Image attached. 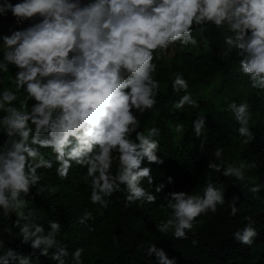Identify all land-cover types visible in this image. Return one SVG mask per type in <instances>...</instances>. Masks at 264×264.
<instances>
[{
    "label": "clouds",
    "instance_id": "1",
    "mask_svg": "<svg viewBox=\"0 0 264 264\" xmlns=\"http://www.w3.org/2000/svg\"><path fill=\"white\" fill-rule=\"evenodd\" d=\"M9 13L15 25L0 33V73L9 72L10 66L15 72L9 77L12 87L0 90V132L7 138L0 145V217L16 219L11 227L0 228L8 237L7 242L0 238V264H33V257L37 264L39 256L55 264H68L71 256V264H83L84 248L70 253L58 239L61 223L49 220L46 228L29 208L31 189L37 195L46 190L39 169L55 165L56 175L67 180L73 165L85 167L82 179L90 189L89 202L104 210L115 193H123L125 207L156 203L165 185H154L150 165L164 163L157 155L162 130L153 126L141 131L140 117L157 105L162 82L156 75L164 67L157 61L164 60V53L174 52L177 45L181 51L198 47L197 35L203 37L209 26L223 29L218 55L239 56L248 89L264 91V0H3L0 17ZM169 80L174 93H184L174 101V112L200 108L203 94L194 98L181 73L170 74ZM248 89L242 86L241 91ZM227 110L239 124L241 145L251 144L250 104L233 100ZM191 127L203 152L207 141L202 111L195 113ZM170 130L182 134L185 124L175 122ZM42 150L52 155L46 158ZM212 155L210 171L247 180L254 199L264 190L254 176H246L257 167L255 162H227L222 147ZM239 199L234 195L227 201L230 216H236ZM225 203L223 186L210 179L197 191L168 192L159 205L166 216L156 224L157 232L187 240L203 224L198 218L215 215ZM93 219L85 211L80 222ZM243 220L247 223L232 237L251 247L259 233L250 216ZM14 239L33 251L24 254L9 247ZM191 243L196 246L198 241ZM145 251L150 257L155 254L160 264H174L155 243L148 242Z\"/></svg>",
    "mask_w": 264,
    "mask_h": 264
},
{
    "label": "trees",
    "instance_id": "2",
    "mask_svg": "<svg viewBox=\"0 0 264 264\" xmlns=\"http://www.w3.org/2000/svg\"><path fill=\"white\" fill-rule=\"evenodd\" d=\"M3 0H0L2 3ZM19 0H11L15 4ZM11 13L7 17H0V33L8 28L7 20L12 19ZM199 30L194 31V35ZM223 29L209 26L203 37L197 35L201 41L198 47H189L180 50L177 45L174 52L164 53V60L157 61L164 67L158 70L156 79L162 82L160 95L154 109L144 113L141 119L140 130L149 127L161 128L160 152L157 153L164 163L152 164L154 185H165L155 204H139L125 207L123 193H115L110 199L106 210L99 205L89 202L90 189L87 188L83 175L86 168L73 165L67 180H61L52 169H39L45 186V192L37 195L36 188L26 199L38 218V222L47 228V221H59L62 232L58 239L67 246L71 253L77 247L84 248L83 264H160L153 254L147 255L145 248L148 242L156 244L174 264H264V190L256 194L248 192V181H236L233 177H224L220 173L212 172L207 165L209 160H215L213 149L224 148L223 159L227 162L241 160L253 161L257 167L246 172V176H254L256 183L264 184V91L248 89L247 77L239 72V56L235 53L227 59H221L218 53L223 47ZM15 69L10 66L9 72L0 73V90L11 88L9 77ZM181 73L188 80L189 91L194 98L202 93L199 109H184L174 112L173 103L178 101L184 93H174L171 89L169 75ZM242 86L247 91H241ZM240 103L244 100L251 106L253 120L250 127L255 134V140L248 145H241L236 129L239 124L233 114L227 110L231 101ZM159 110V111H157ZM202 111L206 116L205 136L207 144L201 152L199 139L193 136L191 123L195 113ZM174 112V113H173ZM2 115V113H0ZM153 121L156 123L153 124ZM175 122L185 124L184 133L170 130ZM0 133V145L6 140ZM47 157L50 150H42ZM145 166L147 162H145ZM114 170V169H113ZM168 177L173 182L168 183ZM211 180L217 186H223L226 203L219 207L215 215L209 213L198 219L203 220L193 232L188 233L187 240H174L171 234L164 236L157 232L156 224L164 219L166 213L159 208L164 197L171 191L193 192L200 190L206 180ZM54 189L48 191V187ZM144 186L148 187L147 181ZM250 186V185H249ZM154 191V188L152 189ZM237 195L238 212L230 216V207L227 201ZM85 211L92 212L93 220L81 223ZM101 213H103L101 215ZM244 216H250L259 235L251 247L235 241L232 233L243 227L247 222ZM15 215L4 219L0 217V228L12 226ZM89 227L95 231H89ZM18 232V229H13ZM0 238L7 242L8 237L0 234ZM196 239L198 244L193 246L191 241ZM113 240L117 243L114 244ZM118 245V246H117ZM142 247H138L141 246ZM9 247L29 254L33 250L29 245L21 244L20 239H14ZM37 256L39 255L37 251ZM35 264L36 257H33ZM71 264V256L67 258ZM10 264H18L10 261ZM37 264H55L46 257L39 256Z\"/></svg>",
    "mask_w": 264,
    "mask_h": 264
},
{
    "label": "rangeland",
    "instance_id": "3",
    "mask_svg": "<svg viewBox=\"0 0 264 264\" xmlns=\"http://www.w3.org/2000/svg\"><path fill=\"white\" fill-rule=\"evenodd\" d=\"M7 22L9 23V24H8V28H6V30L2 32L3 34H7V33H8L9 26H11V25H15V20H14V18L7 20ZM24 26H27V24H25ZM169 52H170V51H169ZM0 133H1V132H0Z\"/></svg>",
    "mask_w": 264,
    "mask_h": 264
}]
</instances>
